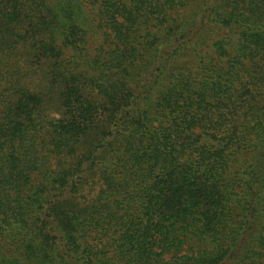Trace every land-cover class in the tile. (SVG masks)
<instances>
[{
  "label": "trees",
  "instance_id": "obj_1",
  "mask_svg": "<svg viewBox=\"0 0 264 264\" xmlns=\"http://www.w3.org/2000/svg\"><path fill=\"white\" fill-rule=\"evenodd\" d=\"M0 264H264V0H0Z\"/></svg>",
  "mask_w": 264,
  "mask_h": 264
}]
</instances>
